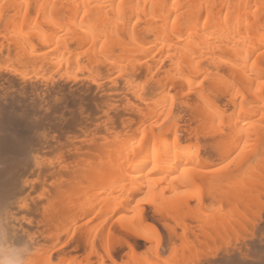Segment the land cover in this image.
Instances as JSON below:
<instances>
[{
  "label": "bare ground",
  "instance_id": "bare-ground-1",
  "mask_svg": "<svg viewBox=\"0 0 264 264\" xmlns=\"http://www.w3.org/2000/svg\"><path fill=\"white\" fill-rule=\"evenodd\" d=\"M264 264V0H0V264Z\"/></svg>",
  "mask_w": 264,
  "mask_h": 264
},
{
  "label": "rangeland",
  "instance_id": "rangeland-1",
  "mask_svg": "<svg viewBox=\"0 0 264 264\" xmlns=\"http://www.w3.org/2000/svg\"><path fill=\"white\" fill-rule=\"evenodd\" d=\"M29 264H43V263H38L37 261L29 260ZM83 264H86V261H84Z\"/></svg>",
  "mask_w": 264,
  "mask_h": 264
}]
</instances>
